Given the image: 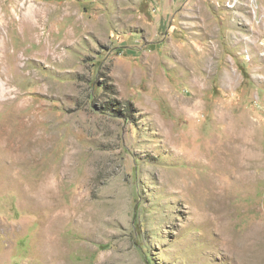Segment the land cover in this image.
<instances>
[{
    "label": "rangeland",
    "instance_id": "rangeland-1",
    "mask_svg": "<svg viewBox=\"0 0 264 264\" xmlns=\"http://www.w3.org/2000/svg\"><path fill=\"white\" fill-rule=\"evenodd\" d=\"M248 232L264 264V0H0V264H234Z\"/></svg>",
    "mask_w": 264,
    "mask_h": 264
},
{
    "label": "bare ground",
    "instance_id": "bare-ground-1",
    "mask_svg": "<svg viewBox=\"0 0 264 264\" xmlns=\"http://www.w3.org/2000/svg\"><path fill=\"white\" fill-rule=\"evenodd\" d=\"M242 128V127H241ZM238 134V133H237ZM247 134V133H246ZM240 136V135H239ZM238 136V137H239ZM242 140V139H241ZM244 140V139H243ZM248 140V139H247ZM237 142V141H236ZM235 142V143H236ZM247 142V141H246ZM249 142V141H248ZM239 144V142H238ZM247 145V144H246ZM237 147V146H236ZM248 147V146H247ZM246 147V148H247ZM251 147V146H250ZM225 148V147H224ZM235 148V147H234ZM245 148V145H239L236 150H234L235 152V161H236V164L238 166V168L240 169V171H245L246 170H250V167L248 165V163L246 162L247 161V151ZM232 149V148H231ZM249 149V148H247ZM225 150V149H224ZM233 157V156H232ZM228 160H231V159H228ZM232 161V160H231ZM234 161V162H235ZM221 162V161H220ZM252 162H255V161H252ZM226 163V161H225ZM228 163V162H227ZM230 163V162H229ZM224 164V163H223ZM228 165V164H227ZM226 165V166H227ZM252 165V164H250ZM255 165V164H254ZM258 165V164H257ZM224 166V167H226ZM259 166V165H258ZM223 167V166H222ZM229 166L226 167V169L228 168ZM236 167V166H235ZM230 168V167H229ZM252 168V166H251ZM256 168V167H255ZM233 170V169H232ZM236 171V170H235ZM251 173V172H250ZM249 173V175H250ZM260 173V172H259ZM253 174V173H252ZM212 175V174H211ZM251 176V175H250ZM212 181V180H211ZM210 185V183H209ZM212 185V184H211ZM210 185V186H211ZM198 195V194H197ZM213 205V203H212ZM261 227V226H260ZM260 227H257V228H260ZM259 230V229H258ZM252 231V230H250ZM251 233V232H250ZM249 232L244 234L243 237H240L239 239H236L235 240V243L233 244V249H232V254H233V259H234V264H259L258 262V255H259V252H258V249L260 248L261 246V242H260V235L257 236L256 234L254 233H251L250 234ZM263 233V232H262ZM225 249V248H224ZM229 256V255H228ZM232 256V255H231ZM256 262V263H254Z\"/></svg>",
    "mask_w": 264,
    "mask_h": 264
},
{
    "label": "trees",
    "instance_id": "trees-1",
    "mask_svg": "<svg viewBox=\"0 0 264 264\" xmlns=\"http://www.w3.org/2000/svg\"><path fill=\"white\" fill-rule=\"evenodd\" d=\"M113 111H115V110H113Z\"/></svg>",
    "mask_w": 264,
    "mask_h": 264
}]
</instances>
